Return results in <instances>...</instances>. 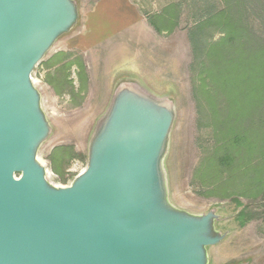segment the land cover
I'll list each match as a JSON object with an SVG mask.
<instances>
[{"label":"water","instance_id":"95a60500","mask_svg":"<svg viewBox=\"0 0 264 264\" xmlns=\"http://www.w3.org/2000/svg\"><path fill=\"white\" fill-rule=\"evenodd\" d=\"M81 24L79 0H0V264H211L224 217L171 199L176 95L117 79L85 168L50 181L39 153L53 125L33 74Z\"/></svg>","mask_w":264,"mask_h":264},{"label":"rangeland","instance_id":"374dc122","mask_svg":"<svg viewBox=\"0 0 264 264\" xmlns=\"http://www.w3.org/2000/svg\"><path fill=\"white\" fill-rule=\"evenodd\" d=\"M235 1L183 0L180 2L182 25L179 24V28L185 31L209 11H220ZM238 2L243 24L250 35L257 34L264 39V0ZM90 11L92 9L87 6L80 30L59 41L33 74L43 95L45 112L53 125V134L39 153L50 181L66 186L83 171L87 140L94 122L105 108L113 84L121 77H138L157 90L176 95L177 120L169 165L173 203L193 213L217 207L225 219L220 228L228 232V237L219 246L210 248L211 264L241 261L264 264V202L252 206V213L259 215L257 220L245 224L236 220L247 203L253 199L260 201L264 195L255 192L254 184L245 186V175L236 179V183L223 185L220 182L226 181L228 172L200 169L208 153L218 145L217 131L228 103L227 94L201 74L199 64L204 59L201 57L199 64L193 67L186 33L179 30L168 39L161 37L156 47L149 49L148 44L136 37L132 42L138 41L139 47H128L125 36L132 34L126 31L109 40H98L97 26L103 37L118 27L108 28L111 24ZM215 28H210L207 35L211 38L207 37V42L218 41L221 37ZM118 39H124V42H118ZM123 64L127 68L118 70ZM201 79H205L209 98L194 93ZM256 118L250 116L244 124L240 121L241 126L250 127L257 122ZM236 159L231 172L242 166L256 168L264 160L258 154L245 157L243 153H237ZM239 171L235 170L236 173Z\"/></svg>","mask_w":264,"mask_h":264},{"label":"trees","instance_id":"16d2710c","mask_svg":"<svg viewBox=\"0 0 264 264\" xmlns=\"http://www.w3.org/2000/svg\"><path fill=\"white\" fill-rule=\"evenodd\" d=\"M239 6L240 2L236 0L220 11H209L186 30L193 55V67L199 64L198 60L202 57L204 60L199 64L201 74L220 87L228 99L225 116L217 131L218 145L208 153L200 169L228 172L226 181L220 182L223 185L245 175V186L251 187L254 184L255 192L263 196L264 160L256 168L242 166L231 172L237 162V153H243L245 157L258 154L260 158H264V39L257 34L250 35L249 29L243 24ZM167 11L178 20L181 4L174 5ZM175 26L171 23V30ZM212 26L216 27L221 37L210 43L206 38H211L207 34ZM205 87V79H201L194 93L202 98H209L210 92ZM250 116H257V122L250 127L241 126V122L244 124ZM235 170L240 171L236 173ZM259 200L253 199L247 203L236 220L241 224L257 220L259 215L252 213V206L264 202V197ZM233 201L241 206L237 199Z\"/></svg>","mask_w":264,"mask_h":264},{"label":"crops","instance_id":"0c3cea01","mask_svg":"<svg viewBox=\"0 0 264 264\" xmlns=\"http://www.w3.org/2000/svg\"><path fill=\"white\" fill-rule=\"evenodd\" d=\"M81 6V15L83 16V11L88 6V9H92L89 13L95 16H102L103 20L109 25L108 28L118 27V30H114L108 33L105 37L100 35L101 28L97 26L96 32L99 37L105 40L110 38H115L119 33L129 32L132 36H125L128 40L130 46L128 47H139L137 42L144 41L148 44V49L150 47H156L161 37L167 38L178 30L180 33L185 32L186 42L187 32L182 31L179 28L181 24V18L176 20L169 11L172 6L181 4L183 0H79ZM171 23L176 25L170 28ZM160 30V32H158ZM130 34V35H131ZM136 37L138 41L134 44L133 38ZM135 39V38H134ZM166 39V40H167ZM97 40V41H98ZM118 42H124V39H118ZM119 44V43H118ZM161 44V43H160Z\"/></svg>","mask_w":264,"mask_h":264},{"label":"bare ground","instance_id":"6f19581e","mask_svg":"<svg viewBox=\"0 0 264 264\" xmlns=\"http://www.w3.org/2000/svg\"><path fill=\"white\" fill-rule=\"evenodd\" d=\"M35 83L38 85V81H35ZM53 114V113H52Z\"/></svg>","mask_w":264,"mask_h":264},{"label":"flooded vegetation","instance_id":"af4514ba","mask_svg":"<svg viewBox=\"0 0 264 264\" xmlns=\"http://www.w3.org/2000/svg\"><path fill=\"white\" fill-rule=\"evenodd\" d=\"M64 64V63H63Z\"/></svg>","mask_w":264,"mask_h":264}]
</instances>
